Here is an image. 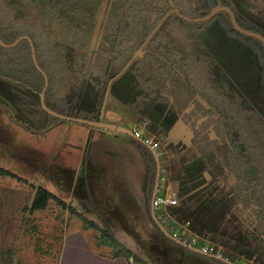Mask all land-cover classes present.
<instances>
[{
    "label": "rangeland",
    "instance_id": "374dc122",
    "mask_svg": "<svg viewBox=\"0 0 264 264\" xmlns=\"http://www.w3.org/2000/svg\"><path fill=\"white\" fill-rule=\"evenodd\" d=\"M261 12L264 14V9ZM238 21L240 23V20ZM240 24L252 28L250 25L248 27L244 23ZM178 25L186 31L197 28V25L183 21H179ZM259 25L264 29V21L259 22ZM202 26L212 28L213 25L206 20L202 21ZM212 31L214 32V36L211 37L213 40L208 38L206 32H197L195 38L192 39L190 36L187 40L181 41L185 45L182 49L184 53L196 48L195 51L200 49L199 56L192 58L191 54L187 55L181 69L175 70L178 71V85L174 82L171 84V88L169 84L164 85L159 89L161 92L156 95L150 93L143 98L144 102H149L144 107L146 110L143 115L132 113L121 101L130 102V99L126 98L132 93L131 87L134 85L130 84L131 78H126L129 76L124 77L122 74L116 77L114 75L105 87L100 107L103 121H119L124 126L132 128L135 118L146 120L148 128L159 137H163L164 133L155 127L164 130V128L170 127L169 123L174 122L165 137L170 141V147L174 153H169L168 159L165 156H160L161 165H168L169 160V171L172 176L173 166L179 162L180 155L182 153H186L187 156L191 155L189 147L194 130L190 123L185 124L186 121L181 120L179 115L175 114L171 119H167L166 112L167 108L174 110L171 103L181 104L179 101L182 98L192 97L193 91L188 84L189 81L190 84L192 83V87L197 90L196 92H205L209 101L210 98L214 99L212 103L215 102L214 105L217 108L210 107V102L199 96V100L207 108V113H211L214 120L222 118L220 114L224 113L228 107L224 118L230 129L236 130L238 123L245 117H250L251 120L261 125L262 132L258 131L256 135H250V126L245 123V126H241L238 131L243 136L232 140L233 143H237L234 146L238 148L237 152H241L249 160H262L260 166L262 169L264 168L262 63L257 59L255 49L249 48L244 42L242 44L232 41L234 38L231 35L230 38H227L220 29L213 28ZM240 35L249 45L262 49L261 43L254 37L243 33ZM177 38L172 29L169 30L166 47H176L178 45L175 43ZM182 39L184 40V38ZM104 41L99 44V49L102 50L98 51L99 64L100 66L108 64L111 68H106V70L116 73L119 68L116 64L118 63L116 54L126 50L129 43L124 32L120 33L117 40L104 37ZM204 42L207 47H201ZM120 56L118 55V57ZM197 58L199 65L194 64ZM121 59L124 57L121 56ZM219 68L222 70L218 72L224 74L217 77L215 72L218 75L217 69ZM212 73L219 82L205 84L204 82ZM225 73L227 77H232L231 86L230 83L227 84L223 81ZM196 77L200 80L199 83L195 82ZM2 82L4 80L0 78V101L10 104L19 117L27 120L11 100L8 90L1 84ZM174 85L177 89L169 90L170 94H168L166 89L168 87L174 89ZM204 86L207 87L206 91L203 90ZM19 88L28 92L27 88L20 86ZM117 89H122L119 96L121 100L116 98ZM100 91V88L95 90L94 83L86 79L85 87L80 86L77 94L72 96V103L76 107L88 110L96 108L97 99L95 101L93 97L97 98ZM180 94L183 97H180ZM162 101H166L167 104L159 106L158 104ZM154 107L158 110L156 111ZM222 108L223 110H221ZM175 117L177 118L174 120ZM217 125L219 124L216 123L215 126ZM89 128H92V131H102L103 129L63 120L44 132L34 133L23 125L11 121L0 106V167L8 169L14 175H0V213L3 215L0 216V221L7 223V231L4 235H0V245H3L2 254L8 256L9 264H108L107 260H113V246L97 244L110 239L107 233H103V231H107L106 229H110L114 238L131 248L135 264H141L136 257H140L146 264H171L172 261H168V256L171 259L173 254L178 255L179 253L184 258L182 250H179L178 246L172 245L168 237L165 238L151 222L143 192L145 174L143 157L129 141V135L105 129L108 136L102 135L98 140L92 141L91 137L88 139ZM249 136H256V138L248 139ZM245 137L247 139H244ZM71 142L75 145H72ZM241 142L245 143L242 146L243 149L239 148ZM243 155L240 158L235 154L227 155L228 162L236 175L241 173L238 164L243 161ZM221 162L222 159L212 153L210 160L201 165L208 180H214L218 176L219 166H222ZM253 168L255 169V167ZM254 171L249 170L244 177L248 179L257 175L255 180H264V171L260 174ZM162 175L165 173L162 172ZM232 175L230 174L229 177L232 178ZM217 181L221 180L217 179ZM161 182L164 183L165 180H161ZM190 182L191 184H185L188 187V194L194 191L196 193L204 186L203 183H200V179ZM176 183L179 191L182 190L183 184L181 186L179 181ZM231 183V179L225 177L226 192L224 194H227V197L230 196ZM38 185L46 187L54 196L48 198L45 207L31 209V202ZM81 187L89 192L88 195L92 189L94 200L82 202L81 200L87 198V195L80 197L82 195ZM182 196L185 197V194ZM227 197L224 195V201H228ZM181 200L182 198H180V202ZM222 209L221 204H218L209 211L210 219L213 221L206 229L217 232V235H219L216 231L217 227L224 228L225 223L227 224L232 215L228 210L226 217L222 218L224 214ZM108 210H113V212L108 213ZM99 213H105L106 216L101 219ZM110 214L112 217L109 218L107 215ZM243 216L247 218L246 213ZM90 221L96 222L98 227L89 226L88 222ZM109 221L115 223V227L110 226ZM244 224H247L253 231L255 230V223L252 220L247 218ZM190 225L198 233L205 232L193 227L191 222ZM1 232L0 230V234ZM255 232H257L255 235L258 238L264 240V231ZM252 240L256 241L258 245L254 254L264 258L262 254L264 244H260L255 237H252ZM223 247L229 251L228 254L233 252L231 248ZM97 254L105 257L104 260L100 259ZM116 257L124 258L123 260L116 259V264H126L125 260L130 264L129 258ZM198 261L202 264H214L203 262V260Z\"/></svg>",
    "mask_w": 264,
    "mask_h": 264
},
{
    "label": "trees",
    "instance_id": "16d2710c",
    "mask_svg": "<svg viewBox=\"0 0 264 264\" xmlns=\"http://www.w3.org/2000/svg\"><path fill=\"white\" fill-rule=\"evenodd\" d=\"M181 1L173 0L178 7H180ZM192 1L197 2L199 0H185L183 2L184 8H180V11L191 17H198L209 11L208 6L202 11L200 8L194 9ZM169 7V0H0V39L5 43H11L22 35H27L31 39L37 62L48 77L45 103L50 109L61 114L98 120L105 87L109 79L122 69L132 53L143 43ZM223 14L226 19L223 18L224 21L221 23L224 33L229 35V38L230 35L232 37L234 34L240 35L241 33L238 34L239 32H236L237 30L232 26L228 14L225 12ZM179 21L188 22L179 15L170 13L146 42L141 54L137 55L123 72L124 77L127 75L129 77L126 78H131L130 84L134 85L131 87L132 92L138 91L139 94L136 93L137 99L133 100L128 96L126 99L129 98L130 102L121 100L120 97L117 98L134 114H144L146 109L142 102L147 94L156 95L161 92L159 89L163 87V84H169L170 88L173 82L178 85L179 76L178 71L175 70L182 66L187 55L191 54L193 58L200 54L199 52H188L185 53L186 55H182L176 51L169 52L165 50L166 41L161 44V34L164 33L166 26ZM189 23L201 25L202 22ZM121 32L125 33L129 44L126 50L116 54V62H118L116 64L119 68L115 73L112 70H106V68H111L108 64L100 66L98 51L102 50L99 49V44L105 42L104 37L116 38L117 40ZM190 36L192 39L195 38L192 33L186 34L183 41ZM255 40L261 43L262 49L251 44L250 46L255 49L258 60L262 63L261 80L264 84V44L257 38ZM118 55L123 56L124 59L120 60L121 56L118 57ZM194 64L199 65L198 58ZM213 76L212 73L207 81ZM183 77L185 76L183 75ZM0 78L4 80L1 84L7 88L11 100L27 118L25 120L19 117L10 104L0 101L1 108L11 121L23 125L34 133L44 132L51 126L63 121V119L49 114L41 105L40 92L44 86V77L33 62L31 45L27 38L19 40L14 46L0 44ZM86 79L94 83L95 90L101 89L100 95H97V98L93 97L95 101L97 99L96 108L91 110L76 107L71 100L72 96L77 94L80 86L85 87ZM181 84L183 83L181 82ZM188 84L193 91L192 97L182 98L179 101L181 104L175 102L173 106L178 109V116L182 108L195 104L192 110L180 114L182 120L186 121V124L190 123L193 127L194 135L189 147L191 155L187 156L186 153H182L179 162L173 166V178L183 186L182 190H178L179 204L171 208V212L179 220H190L193 227L206 231L215 241L231 248L233 252H230L227 257L235 263V253H242L247 256L254 255V250L258 248V245L256 241L252 240V237L258 239L260 244H264V240L255 235L257 233L255 231H264V180H255L257 175L248 179L244 177L246 172L251 169L255 170L257 174L264 171L261 170L262 166H260L262 160H249L241 152L236 151L238 148L232 144L231 129L224 118L228 107L224 113L220 114L222 118L214 120L211 113H207V108L193 97L194 93L199 94L200 92H196L197 90L192 87L190 81ZM19 86L27 88L28 92L23 91ZM170 88L166 89L168 94H170L169 90L177 89L176 86L174 89ZM200 94L209 101L205 92ZM180 97L183 96L180 94ZM210 99V105L217 108L214 105L215 102L212 103L214 99ZM135 101L142 102L136 105ZM250 109L252 110V108ZM167 110V119H171L174 114L170 112L169 108ZM203 116L206 118L201 119ZM173 123H169L170 127L164 128V130L157 126L155 129L157 128L164 133V136H167ZM216 123L219 125L215 126ZM245 123L250 126V135H256L258 131L262 132L261 125L251 120L250 117L242 118L236 130L239 131V128L244 127ZM210 132H214L215 137ZM128 138L143 157L145 166L143 191L147 211L151 222L159 229L151 214V199L156 173L154 156L145 143H142L138 138L134 136ZM249 138L254 139L256 136H249ZM212 153L222 159V166H219L218 176L214 180H208L201 165L210 160ZM233 154L239 158L243 155V161L238 164L240 167L238 169L241 172L238 175L235 174L228 162L229 158H227V155ZM228 174H233L232 178ZM0 175L14 176L11 171L4 167H0ZM225 177L232 181L229 197L224 194L226 192ZM195 179H200V183H203L204 186L196 193L194 191L188 194V187L185 184H191L190 181ZM217 179L221 181L219 182ZM184 194L185 197L182 196ZM224 195L228 201H224ZM52 196L54 194L46 187L38 185L30 208L45 207L48 198ZM180 198H182L181 202ZM218 204H221L222 210H224L222 218L226 217L228 210L232 213L227 224L220 221L225 223V226L224 228L217 227L216 231L219 235L215 231L206 229L209 223L213 221L210 219L209 211ZM245 213L247 218L255 223L254 231L247 224H244V221L247 220L246 216H243ZM155 214L157 216V211ZM88 223L89 226L98 227L96 222L90 221ZM106 230L103 233H107L110 239L104 243L99 242L98 245L113 246L112 255L125 258L134 257L130 247L114 238L110 229ZM163 236L167 238L164 234ZM168 239L172 245L178 246L180 250L188 249L171 238ZM262 254L264 255V252ZM256 256L259 262L264 264V258ZM136 259L141 264H146L140 257H136ZM215 261L220 264H228L218 259Z\"/></svg>",
    "mask_w": 264,
    "mask_h": 264
},
{
    "label": "built area",
    "instance_id": "2783aa9c",
    "mask_svg": "<svg viewBox=\"0 0 264 264\" xmlns=\"http://www.w3.org/2000/svg\"><path fill=\"white\" fill-rule=\"evenodd\" d=\"M132 126L131 130L134 137L142 138L153 150H155L159 160L160 156H165L166 159H168L169 153H173L170 148V141L164 136H156V134L148 128L146 120L135 118ZM169 163L168 160V165H161L159 185L156 194L151 200L154 211L158 213V220L169 232L171 239L178 240L188 247L198 248L202 253H211L228 259L227 252L229 251H226L220 243L213 240L210 234L206 231L198 233L195 229L191 228L189 220H179L172 214L171 208L179 204V191L177 183L169 171ZM162 172L165 173V175H162ZM161 180H165V182L162 183ZM235 255V264H261L255 254L247 256L242 253H235ZM129 262L130 264H135L132 256H129Z\"/></svg>",
    "mask_w": 264,
    "mask_h": 264
},
{
    "label": "water",
    "instance_id": "95a60500",
    "mask_svg": "<svg viewBox=\"0 0 264 264\" xmlns=\"http://www.w3.org/2000/svg\"><path fill=\"white\" fill-rule=\"evenodd\" d=\"M169 3H170V8L166 11V13L158 21V23L151 30L149 35L145 38L144 43H142V45L133 53L132 57L126 62V64L123 66L122 70L117 75H120L127 68V66L130 64V62L140 53L143 45L155 33V31L159 28V26L162 24V22L165 20V18L170 13H175V14L179 15L180 17H182L183 19H185V20H187L189 22H200V21H206V20L210 19L216 12L223 10V11H226L230 15V21H231V24L234 27V29H237L239 32H241V33H243L245 35L257 38L258 40H260L264 44V35H262V34H260L258 32H255V31H252V30H247V29L241 27L238 24V22H237V20L235 18L234 12L229 7H224V6H221L220 4H218L217 6L212 7L210 9V11L204 16L189 17V16H186L185 14H183V13H181L179 11V9L175 6L173 0H169ZM23 38H27L29 40L30 45H31V55H32L33 62L35 64L36 68L39 71H41V73H42V75L44 77V86H43V88H42V90L40 92V101H41V105H42L44 110H46L51 115H54L56 117H59V118L63 119L64 121H74V122L84 123V124H87V125H90V126H93V127H101V128H104V129L113 130L115 132L124 133V134H127L129 136H134L132 130L129 127H126L124 125H121V124H118V123H115V122H111V121H103L102 118H101L102 117L101 115H99V119L98 120H90V119L75 117V116H71V115H67V114H61V113H58V112L50 109L45 103V91H46V88L48 86V77H47L46 73L41 69V67L39 66V64L37 62L36 55H35V49H34V47L32 45L31 39L27 35H22L21 37L16 38L11 43H5L4 41H2L0 39V44L3 45V46H14L17 42H19V40H21ZM108 86H109V84H108ZM138 139L142 143H145V145L151 150V152H152V154L154 156V159H155L156 173H155L154 188H153V191H152V197H153L156 194V190H157V187L159 185V180H160V170H161L160 160H159V157L156 154L155 150H153L142 138H138ZM205 174H207L206 171H205ZM151 214H152V217H153L154 221L158 225L160 231L166 237L171 238L169 232L162 226V224L158 220L152 205H151ZM174 241L179 243V244H181V245H183V246H185V247H187L188 249H191V250H193L195 252H198V253H202L198 248L188 247L187 245H185L184 243H182V242H180L178 240H174ZM202 254L207 255L209 257H212V258H215V259H218V260H222L224 262H227L228 264H235L232 261H230L229 259H226V258L221 257V256H217L215 254H211V253H208V254L202 253Z\"/></svg>",
    "mask_w": 264,
    "mask_h": 264
},
{
    "label": "crops",
    "instance_id": "0c3cea01",
    "mask_svg": "<svg viewBox=\"0 0 264 264\" xmlns=\"http://www.w3.org/2000/svg\"><path fill=\"white\" fill-rule=\"evenodd\" d=\"M177 24H175V23H172V24H169V25H167V26H169V28H167V26H166V28L164 29V33H162L161 34V37H162V41H161V44L163 43V41H167V39H168V32H169V30H171L172 29V31H173V33L174 34H176V36L178 37L177 38V40H176V42L175 43H177L178 45L176 46V47H172V48H169V47H166V45H165V50H167V51H169V52H173V51H176V52H180L182 55H186L183 51H182V49L184 48V42L182 43L181 41H183V39L182 38H184V37H182V35L183 36H185L186 34H191L192 33V35H194L195 36V34L197 33V32H199V33H204V32H206L207 33V36H208V38L210 39V40H213V38H211V37H213L214 36V32L212 31L213 30V28H210V27H204V26H202L201 27V25H197V28L196 29H187V31L186 30H183L178 24V22H176ZM171 28V29H170ZM193 30V31H192ZM189 31V32H188ZM223 32H224V29H223ZM165 37V38H164ZM233 40L232 41H237L238 43L239 42H241L242 44H243V42L245 43V41H244V39L240 36V35H234L233 36ZM160 44V43H159ZM246 44V43H245ZM163 46V45H162ZM246 46H248L247 44H246ZM201 47H207V45H206V43L204 42V43H202L201 44ZM209 47V46H208ZM196 49V48H195ZM195 49L193 50V49H191L189 52H193V53H195V52H198V51H200V49L199 50H197V51H195ZM237 52L238 53H240L239 52V50H237ZM188 53V52H187ZM257 53V52H256ZM139 54H141V52L139 53ZM138 54V55H139ZM136 58V57H135ZM134 58V59H135ZM133 59V60H134ZM257 59H258V56H257ZM226 64V63H225ZM222 69L221 68H219L218 69V71H221ZM121 71V70H120ZM217 71V72H218ZM121 74H123V72L121 73ZM120 74V75H121ZM222 74H224V73H220V72H218V75H217V73L215 72V76H217V77H220ZM120 75H117L116 77H118V76H120ZM220 80H222V78H219ZM195 80V82H197V83H199L200 82V80L198 79V78H195L194 79ZM223 81H225V82H227V84L228 83H230V86H231V84L233 83V80H232V77L230 76V77H227V74L225 73V78H224V80ZM214 82H219V81H217V78L215 79V77H212L210 80H208V81H205L204 83L205 84H209V83H214ZM166 85V84H165ZM163 86H164V84H163ZM205 87L206 86H204V88H203V90L204 91H206V89H205ZM121 90L122 89H117V91H116V98L117 97H119L120 96V92H121ZM199 96L200 97H202L201 95H199V94H197V95H195V97L199 100ZM200 101V100H199ZM208 101V100H207ZM201 102V101H200ZM209 102V101H208ZM201 104H202V102H201ZM207 105H209L208 103H206ZM203 105V104H202ZM211 106V105H210ZM201 119H203V117L201 118ZM112 122V121H111ZM115 123H118V124H121V125H123L122 123H120L119 121L118 122H115ZM186 124V123H185ZM90 127V126H89ZM186 128H187V126H186ZM235 129H237V126H236V128ZM89 130V134H88V139H89V137H91V140L92 141H95V140H98V138H100V136H108L107 135V133H106V131H105V129L103 128L102 129V131H92V128H89L88 129ZM211 133V135H213L214 137H215V133L214 132H210ZM231 136H232V138L234 139V138H239V136H243V135H241L237 130H233V129H231ZM101 134V135H100ZM117 134V133H116ZM119 135V134H118ZM71 144H72V142H71ZM232 144L233 145H237V143H233V140H232ZM72 145H75V144H72ZM239 145H240V147L239 148H241V149H243L242 148V146L243 145H245V143H243V142H241V143H239ZM77 148V147H76ZM140 156H141V154H140ZM143 160V159H142ZM143 164H144V162H143ZM261 170H263V169H261ZM87 182H89L90 183V181H87ZM74 189V188H73ZM72 190V189H71ZM81 196L80 197H84V195L86 194L87 195V198H85V199H82L81 201L82 202H85L86 200H94L93 198H94V196H93V191H92V189H91V193L88 195V193L89 192H87L83 187H81ZM144 192V191H143ZM71 193H72V191H71ZM93 196V197H92ZM93 208V207H92ZM99 211V210H98ZM109 212L108 213H112L113 212V210H108ZM106 213V212H105ZM105 213H99L100 215H99V217H105L106 215H104ZM107 213V214H108ZM0 216H3L1 213H0ZM109 218L110 217H112V214H110V215H107ZM114 217V216H113ZM3 222L4 221H0V230L2 231L1 232V234L0 235H4L5 234V232L7 231V229H6V227H7V223H5L4 222V224H3ZM109 225L110 226H114L115 227V223H113V222H110L109 221ZM6 238V237H5ZM0 243H1V241H0ZM1 246V254H0V264H9V262H8V256L6 255H3L2 254V252L4 251V249H3V245L1 244L0 245ZM180 250V249H179ZM7 251V250H6ZM182 253H184V254H182L183 256H184V258L183 257H181V255H180V253L178 254V255H175V254H173V256L172 257H170L171 259H169V256H168V261H170L171 262V264H202L201 262H199L198 260H203V262H210V263H214V264H220V263H218L217 261H215L212 257H209V256H206V255H204V254H198V252L196 253L195 251H193V250H191V249H185V250H182L181 251ZM97 256H98V254H97ZM190 256H193V258H195V259H193V258H190L189 259V257ZM100 259H103V258H105V257H103V256H98ZM116 259H120V260H123L124 258H122V257H116V255H113V260H107L106 261V263H108V264H113V263H115L116 264ZM104 260V259H103ZM125 263L126 264H128V262L125 260Z\"/></svg>",
    "mask_w": 264,
    "mask_h": 264
},
{
    "label": "flooded vegetation",
    "instance_id": "af4514ba",
    "mask_svg": "<svg viewBox=\"0 0 264 264\" xmlns=\"http://www.w3.org/2000/svg\"><path fill=\"white\" fill-rule=\"evenodd\" d=\"M183 2H185V0H182L181 2H180V4H179V6L180 7H178V6H176L178 9H179V11H180V8L181 9H183L184 7H183V5H184V3ZM192 3H193V6H194V9L195 8H200L201 9V11L204 9V8H206L207 6H208V8H209V11H210V9L212 8V7H215V6H217L218 4H220L221 6H224V7H229L233 12H234V15H235V18H236V20H237V22H238V24L241 26V27H243V28H245V29H247V30H252V31H255V32H258V33H260V34H262V35H264V29L262 28V27H260V25H259V22H263L264 21V14H261L262 12V10L264 9V0H199V1H197V2H195V1H192ZM208 4H210V5H208ZM170 8V7H169ZM208 11V12H209ZM181 12V11H180ZM200 12V11H199ZM207 12V13H208ZM227 13L226 11H223V10H221V11H218V12H216L210 19H208V20H210V22H211V25H213L212 26V28H216V29H220V31L222 32V34L223 35H225L227 38H229V35H226L224 32H223V28H222V26H221V23H222V21H224V19H225V15L223 14V13ZM181 13H183V12H181ZM207 13H205L204 15H206ZM184 14V13H183ZM228 14V13H227ZM186 15V14H185ZM204 15H200V16H204ZM187 16V15H186ZM228 16L230 17V15L228 14ZM189 17H191V16H189ZM224 18V19H223ZM230 19V18H229ZM226 20V19H225ZM238 20H240V23H244V24H246V25H248V27H249V25L252 27V28H247V27H245V26H243L242 24H240L239 23V21ZM187 21V20H186ZM256 21H258V22H256ZM189 22V21H188ZM200 22H202V21H200ZM179 23V22H178ZM215 25V26H214ZM218 31V30H217ZM149 35V34H148ZM147 35V36H148ZM234 35H236V34H234ZM233 35V36H234ZM152 37V36H151ZM150 37V38H151ZM182 37H184L183 35H182ZM149 38V39H150ZM243 38V37H242ZM145 41V40H144ZM144 41H143V43H144ZM244 41H245V43L248 45V47L249 48H251L252 49V47L249 45V43L244 39ZM146 44V43H145ZM145 44L143 45V47L145 46ZM142 45V44H141ZM140 45V46H141ZM139 46V47H140ZM138 47V48H139ZM143 47H142V49H143ZM137 48V49H138ZM136 49V50H137ZM142 49H141V51L140 52H142ZM135 50V51H136ZM134 51V52H135ZM133 52V53H134ZM133 53H132V55H133ZM132 55H131V57H132ZM130 57V58H131ZM129 58V59H130ZM128 59V60H129ZM133 61V60H132ZM131 61V62H132ZM130 62V63H131ZM126 64V63H125ZM129 66V65H128ZM127 66V67H128ZM123 68V67H122ZM120 70H122V69H120ZM126 70V69H125ZM124 70V71H125ZM123 71V72H124ZM120 72V71H119ZM118 72V73H119ZM117 73V74H118ZM117 74H116V76H117ZM139 94V92L138 91H133L131 94H130V99L132 98V100L133 99H137V95H135V94ZM193 97H195V95L193 96ZM195 99L196 100H198L196 97H195ZM136 102V105H139L142 101H135ZM167 102H168V99H167ZM167 102L166 101H162V102H160L158 105L159 106H162V105H165V104H167ZM170 102V101H169ZM143 104H144V107L149 103V102H142ZM171 103V102H170ZM171 105L173 106V103H171ZM154 106V105H153ZM159 106H158V108H159ZM194 106H195V104H190L189 106H187V107H185V108H182V110H181V112H180V114L182 115V113L183 112H189V110H192L193 108H194ZM204 106V105H203ZM210 106V105H209ZM205 107V106H204ZM211 107V106H210ZM155 108V107H154ZM158 108H155L156 110H158ZM171 111V113L172 114H174V116H175V114L177 115V112H178V109H176L175 108V106H173V109L174 110H172L171 108H169ZM159 110H160V108H159ZM168 111V110H167ZM180 114H179V116H180ZM166 115H167V112H166ZM181 117V116H180ZM203 118H206V116H203ZM181 120H182V118H181ZM171 148V147H170ZM172 150V149H171ZM172 152L174 153V151L172 150ZM177 188H178V185H177ZM178 190H179V188H178Z\"/></svg>",
    "mask_w": 264,
    "mask_h": 264
},
{
    "label": "clouds",
    "instance_id": "9594fccd",
    "mask_svg": "<svg viewBox=\"0 0 264 264\" xmlns=\"http://www.w3.org/2000/svg\"><path fill=\"white\" fill-rule=\"evenodd\" d=\"M131 129V128H130ZM164 137H167V136H164ZM160 165H161V163H160ZM176 181V180H175ZM152 200V199H151ZM158 218V217H157ZM173 240V239H172ZM200 254H202V253H200ZM207 256V255H206ZM225 258V257H224ZM215 259V258H214ZM234 263V262H233Z\"/></svg>",
    "mask_w": 264,
    "mask_h": 264
}]
</instances>
